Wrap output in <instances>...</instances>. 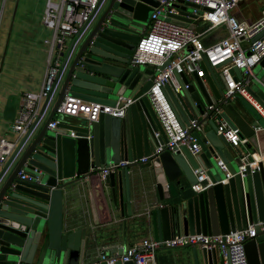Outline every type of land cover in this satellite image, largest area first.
Returning a JSON list of instances; mask_svg holds the SVG:
<instances>
[{
  "label": "water",
  "instance_id": "1",
  "mask_svg": "<svg viewBox=\"0 0 264 264\" xmlns=\"http://www.w3.org/2000/svg\"><path fill=\"white\" fill-rule=\"evenodd\" d=\"M160 1L110 0L72 53L63 55L62 89L49 117L22 150L12 169L0 173V264H106L84 261L85 231L77 229L72 213L66 216L65 206L68 201L73 203L81 185H89V177L96 174L93 170L148 157L166 143L147 96L152 69L130 64L140 30L149 22L153 8ZM182 4L183 0L171 4L168 10L177 9L178 15H169L167 20L188 26L191 20L186 18L187 10L194 6ZM226 36L225 32L218 39L206 38L202 44L206 47ZM259 67L264 71V59ZM204 69L207 87L193 75L194 84L183 77L189 88L180 94H174L169 85L165 88L183 127L192 119L201 118L200 122L209 129L198 134V154L193 155L186 146H181L176 153L163 152L150 160L154 168L147 182L157 202L142 216L154 240H169L179 235H226L246 228L248 223L264 222L263 164L259 165V172L250 173L247 168L243 176L238 174L232 154L237 148L218 134L217 118L238 131V137L246 140L244 148L248 146V138L256 134L255 125L247 124L230 104L221 106L215 116L203 117L206 106L215 105L222 98L224 87L215 81L207 66ZM234 72L239 77V72ZM260 80L264 84V76ZM247 90L264 110V89L253 90L251 84ZM66 93L111 106L119 96H128L133 104L122 119L101 115L97 122L68 127L75 134L71 137L57 132L63 127V118H59L61 122L55 129H48ZM218 159L224 162L230 175L228 179L219 170ZM20 171L29 178L20 179ZM201 173L210 185L198 194L192 191L191 195L186 185L192 187ZM99 179L97 192L102 193L104 187H109L115 205L117 180L121 215L133 218L131 188L135 185L139 190L143 186L140 177H133L129 167H124L104 180ZM167 200L170 202L160 205ZM244 251L247 264H264V233L258 232L256 238L247 241ZM198 252L204 261L217 264L216 252L193 248L196 264ZM114 254L111 251L109 256ZM121 254L122 251L118 253ZM114 264L133 263L118 260Z\"/></svg>",
  "mask_w": 264,
  "mask_h": 264
},
{
  "label": "built area",
  "instance_id": "2",
  "mask_svg": "<svg viewBox=\"0 0 264 264\" xmlns=\"http://www.w3.org/2000/svg\"><path fill=\"white\" fill-rule=\"evenodd\" d=\"M105 1L47 0L42 25L52 32L51 40L44 42L49 49L48 63L39 91L25 93L20 99L17 116L9 127L15 138L0 139V167L6 166L5 172L14 166L22 150L41 127L47 109L54 103L62 81L63 55L72 53ZM176 1L161 0L158 6L153 8L149 17V31L140 37L130 60L132 67L152 69V84L147 96L166 136V143L160 145L148 157L120 161L93 170L101 180L124 167L146 164L163 152L176 153L181 146H186L193 155L200 152L198 134L204 133L201 118H194L187 127H183L171 107L165 88L169 85L174 94H180L182 90L189 88V83L184 82L183 77L188 79L195 75L203 79L204 66L213 72L215 81L224 84V87L222 98L215 105L206 106L203 117L217 115L221 106L238 96L249 103L264 119L263 108L247 90L253 80L264 89L261 80L253 75V70L264 59V7L256 20L247 22L237 21L229 14L231 10L240 7L242 0H183L182 5L190 4L194 7L189 8V15L186 16L191 23L188 26H181L167 20L169 15H178L177 9L168 10ZM195 22L204 25L205 28L198 30L193 26ZM217 29H225L227 36L214 44L203 46L202 40L205 36ZM258 36L260 37L253 41ZM234 70L239 72V77ZM132 104L130 98L122 96H119L111 106L87 102L66 93L56 108L48 129H55L61 122L59 118L65 117L79 118L89 124L97 122L101 115L122 119ZM217 121L218 134L231 147L238 148L244 145L246 140L238 137L237 130L220 118H217ZM70 136L74 137V132H70ZM263 159L264 154L242 155L237 173L243 176L247 168L250 173L259 172V165L263 164ZM216 163L219 170L226 173L228 179L230 175L224 162L218 159ZM18 177L22 180L29 178L24 171H20ZM205 178L203 173L196 176V183L191 187L194 193L198 194L209 187L210 184L205 183ZM258 232L264 233V222L248 223L246 228L226 235L198 234L174 236L169 240L145 239L124 249L120 256L101 255L97 262L114 264L119 260L121 263L155 264V252L160 249L191 247L216 252L221 264H247L244 244L256 238Z\"/></svg>",
  "mask_w": 264,
  "mask_h": 264
},
{
  "label": "crops",
  "instance_id": "3",
  "mask_svg": "<svg viewBox=\"0 0 264 264\" xmlns=\"http://www.w3.org/2000/svg\"><path fill=\"white\" fill-rule=\"evenodd\" d=\"M57 1V0H56ZM110 0H106L103 6L101 7L99 13L96 18L93 20L91 26L92 28L100 16L103 14L105 9L108 6ZM250 0H242L241 5ZM37 6L34 7V10H30L29 6L25 9L24 22L28 25V28H33L36 25V22L41 21L45 11V6L47 0H37L35 1ZM240 5V6H241ZM264 7V4L262 8ZM261 8V9H262ZM26 11L28 13H26ZM260 15L253 16L252 21L256 20ZM195 28L198 30H203L205 28L204 25L199 23H193ZM48 30V29H47ZM149 31V22L143 26L140 30V37L147 34ZM225 29H217L210 32L206 38L218 39V37H222L225 33ZM51 40V39H50ZM49 41V40H45ZM44 41V42H45ZM49 51V49H48ZM49 55V54H48ZM48 63V60H47ZM47 67V65H46ZM46 68L44 69L42 81L40 87H30L29 90L25 93H37L41 88ZM264 76V75H263ZM257 78V77H256ZM258 79V78H257ZM190 84H194L195 79L188 78L187 79ZM203 80L204 86L207 87V83L205 79ZM256 83V82H255ZM257 84V83H256ZM258 85V84H257ZM253 86V85H252ZM259 86V85H258ZM260 88V86H259ZM62 89V81L59 84L57 93L55 95V100L53 105H51L46 113L45 119L43 123L49 117L52 108L54 107L57 99L60 95ZM209 90V89H207ZM211 95V91H208ZM24 93V94H25ZM22 95V94H21ZM23 96V95H22ZM21 96V97H22ZM124 98H128V96H122ZM21 99V98H20ZM233 106V108L238 112L243 119L249 125H255L253 129H255L256 134L248 138V146L246 148L240 146L237 148V151H233V157L236 160L237 165H240V155L245 156L248 153L255 154V156L259 154H264V126L260 125L259 122L262 121L264 123V119L253 109V107L247 103L241 97H235L230 100L229 103ZM20 106V100L18 103V107L14 113V117L12 121L17 116L18 110ZM85 121L79 118L65 117L63 118V127L57 130V132L61 134H70L68 127L70 126H80ZM42 123V124H43ZM10 125L7 124L6 127H2V133L0 139H9L12 140L15 138V135L10 131ZM41 126V125H40ZM260 130H256V129ZM208 127H203L204 133L208 131ZM264 160V159H263ZM6 166L0 167V173L6 169ZM264 167V162H263ZM154 168V163L149 161L146 164L142 165H134L129 167L130 174L135 177L141 179V184L143 186L139 187L137 190V186H133L131 188V201H132V217L126 218L121 215V208L119 207V198H118V182L116 180L115 188H116V205L113 202L109 187H104L102 193L97 192V188L99 185V175L96 173L89 177V185H81L82 188L79 187V194L75 198H73V203L70 201L66 204L65 214L72 213L75 216V220L77 222V229L85 231V245L83 252L84 261L94 262L99 259L101 255H109L111 251H114V255H118L121 251L127 247L137 244L145 239H153L151 232H148L146 228L145 218L142 216L146 213L147 210H151L153 204L157 202V196L154 192L148 187L147 177L151 174ZM12 167L10 168V170ZM8 170V171H10ZM10 173V172H9ZM7 173V174H9ZM207 183V182H205ZM188 192L193 195L194 193L191 190L189 185H186ZM143 188V189H141ZM170 200L159 202L160 205H165L169 203ZM136 215H139V219L136 218ZM155 264H196L193 257V248L185 247L179 249H160L155 252ZM197 264H209L207 261H204L200 252H198ZM217 264H221V259L217 255Z\"/></svg>",
  "mask_w": 264,
  "mask_h": 264
},
{
  "label": "rangeland",
  "instance_id": "4",
  "mask_svg": "<svg viewBox=\"0 0 264 264\" xmlns=\"http://www.w3.org/2000/svg\"><path fill=\"white\" fill-rule=\"evenodd\" d=\"M35 1L0 0V136L1 128L12 124L21 96L30 87H40L47 65L48 46L44 41L51 39L52 32L40 19L33 28L24 22L26 7L34 10ZM263 4L264 0H250L229 14L237 21L251 22L253 16L260 15ZM253 75L261 79L264 71L258 66ZM252 85L253 90L260 89L254 80ZM259 124L264 126L262 121Z\"/></svg>",
  "mask_w": 264,
  "mask_h": 264
}]
</instances>
